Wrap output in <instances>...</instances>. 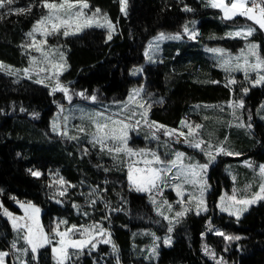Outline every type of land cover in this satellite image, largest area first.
I'll return each instance as SVG.
<instances>
[{
  "label": "trees",
  "instance_id": "trees-1",
  "mask_svg": "<svg viewBox=\"0 0 264 264\" xmlns=\"http://www.w3.org/2000/svg\"><path fill=\"white\" fill-rule=\"evenodd\" d=\"M30 2L38 4L39 0H18L12 7H27ZM88 2L115 24L117 32L112 38L109 40L102 29L90 28L76 37L53 39L62 45L67 59L68 70L61 80L85 97L95 96L106 103L121 101L132 87L144 81L149 94L147 103L151 105L149 118L174 129L196 104L229 102L244 86L239 82L235 87L229 85L231 75L205 55L199 42L240 49L247 40L227 38V34L246 25L255 26L245 18L223 20L218 9L207 7L201 0H127V14L120 11L119 0ZM185 6L193 11H184ZM4 12L1 9L0 14ZM44 12L33 7L29 14L0 19V63L17 69L27 67L28 57L21 46ZM192 19L199 20V42H170L163 47L156 64L145 66L140 78L130 75L132 69L144 64L151 38L160 32L179 33ZM252 39L259 43L264 57V34L257 30ZM249 88L245 108L254 113L264 101V85ZM60 101V94L52 95L43 85L0 76V252L9 253L10 246L17 245L16 255L6 256L5 264H57L51 250L55 243L39 249L33 259L30 247L3 215L6 209L22 217L24 212L17 201L40 209V224L50 237H55L52 230L56 224L65 229L94 224L109 228L120 255L119 264H216L221 258L225 264H264V203L252 207L238 221L218 214L216 202L223 189L232 186L225 173L219 176L218 167H213L210 177V212L189 213L178 221L173 227L172 246L162 247L156 261L147 259L139 248L149 245V238L135 234L150 231L164 236L167 222L155 213L147 195L130 190L127 166L121 161L101 152L86 137L65 140L51 133L50 121ZM253 119L250 130L245 127L237 133L220 125L219 138H237L239 157L235 160L251 159L264 164V124ZM32 171L41 175L35 177ZM61 179L65 181L63 185L58 183ZM61 190L65 192L63 196L58 193ZM216 230L241 238L225 241L214 234ZM205 246L216 254V259L205 254ZM109 248L101 244L96 251L78 253L65 264H97ZM105 264L117 261L108 257Z\"/></svg>",
  "mask_w": 264,
  "mask_h": 264
},
{
  "label": "snow or ice",
  "instance_id": "snow-or-ice-1",
  "mask_svg": "<svg viewBox=\"0 0 264 264\" xmlns=\"http://www.w3.org/2000/svg\"><path fill=\"white\" fill-rule=\"evenodd\" d=\"M18 0H0V9H6L3 14H0V19H3L6 15H22L29 14L32 12L33 7H39L46 10L40 15V18L37 19L29 32L26 33V36L29 38L30 43H26L21 47L27 48L28 50H35L37 53L43 57V60L39 63L47 64L50 68L45 67H35V68H25L23 72L27 75L29 72L35 71L37 75L40 73H46L51 71L53 77H57L56 86L52 88V92L61 91L65 94L66 97L71 99L68 96L69 90L61 85L58 80V76L62 74V70L65 68V59L64 54L59 53L60 61L55 62L50 59V55H55L59 50L58 48H49L45 50L47 45V37L56 35L68 37L70 35H77L86 28L91 27H107L109 30L108 39L112 38L111 33L114 30V25L111 20L108 19L106 15H101V10L96 8L91 11V14L86 10L90 8L88 0H39V3L30 2L27 7L13 8L12 5L16 4ZM120 11L126 14L127 0H119ZM207 6L218 9L222 13V19L226 21L235 20L236 17H243L247 21H250L252 26H244L238 30L231 31L227 35L229 38H241L247 40L248 37L252 36L257 30L264 32V0H206ZM184 11L191 12L193 9L185 6ZM184 34L188 36L189 39H195L198 35L197 32L191 31L187 25L184 27ZM37 35L43 37V39H37ZM157 41L165 39H181L180 34L168 35L161 33L157 38ZM260 46L249 42L246 44L244 49L240 50L238 56L231 57L227 55L223 49L213 48L208 49L215 54H218L222 57L221 66L224 71H242L244 73L245 80L255 87L257 85L264 84V57L260 55L259 52ZM151 52V45H150ZM150 52L145 53L151 59ZM250 58H252L250 60ZM233 59L236 61L233 66ZM243 61L240 63V61ZM32 65H37L38 61L35 57L31 59ZM0 70H6L8 74H14L16 70L9 68L8 66L0 63ZM250 72L255 73V79L250 78ZM30 78V77H29ZM50 77L45 76V79ZM43 79H37L35 83L42 84ZM213 83H218L214 81ZM235 79H230L228 81L229 85L236 84ZM47 86V85H45ZM226 87L228 85H225ZM142 89H134L132 93L128 96V103L122 108V112H128L129 115L123 119L117 118L121 113H114L111 116H105L103 113H97L93 117V123L95 125V132L91 133L92 140L90 141L94 146L99 145L100 151H107L113 158V160H119L121 154L126 157H136L137 159L132 160L128 163V172L127 179L130 184V190H135L136 192L147 193L149 199L153 204H156L153 192L160 193L162 191V185L165 184L167 180L172 181H181L180 183L175 184V190L177 196L183 197L184 195V185H193L199 187V196L191 195V199L196 202V211L197 214L200 212H207L208 208L204 199V192L206 181L201 177V173L206 171L207 164H198V163H188L185 164V154L183 152H175L174 159L165 160L162 159L161 155L157 152L150 149H140L133 150L128 146V132L129 129H133L134 125L128 123L127 121L132 120L135 116L140 115L144 122L149 125V127H155L157 130L164 129V134L170 139L174 136H183L185 137L186 143L192 148L200 149L204 151L202 145L206 142L202 139H196L199 135L198 129L202 127L200 124L192 125L187 121H181V126L188 129L187 133L178 131L177 129H168L163 125H158L155 122L149 123L147 120L148 110L151 108V105L139 99ZM242 91L247 94L249 91L248 88H243ZM79 95L83 96V93ZM90 99L95 102L96 97L92 96ZM129 105H134V108H129ZM229 108H239L243 109L244 102L240 101H231L228 104ZM136 108L142 109L143 111L137 113ZM223 111V108H221ZM232 115L239 119L236 116L235 110ZM140 120H136L135 124H139ZM238 127L244 126L243 124H238ZM250 127V126H249ZM54 130L56 125H53ZM79 131L84 132V128H80ZM64 136H67V132L61 133ZM188 137H192V140H189ZM69 139H77V137H68ZM154 139L156 137H153ZM111 142V143H109ZM180 142V141H177ZM208 151H205V155L208 156L209 162L215 160L216 155H239L238 153H232L225 149L222 145L213 146L211 143L207 144ZM214 148V152L211 150ZM143 165L140 167L139 165ZM252 167L251 164L247 165ZM175 171L173 172V170ZM31 171V170H30ZM31 174L35 177H39L41 174L38 171H32ZM258 175L260 177V183L258 185V190L251 192L248 195L240 196L238 189H234L231 195H223L220 197L219 208L222 213H227L229 216H235L238 221L241 215L248 211V208L251 205L256 204L259 201H264V165L259 166ZM61 185L65 183L63 179L58 181ZM249 188L251 186H248ZM247 191V189H245ZM61 196L65 192L59 193ZM15 199V198H13ZM20 208L23 210L24 215L22 217L14 216L11 212L4 209L3 215L6 216L11 222L14 230L19 232L21 229L26 233L23 235V239L26 244L30 247L31 253L33 254V259H36V254L39 249L44 248L48 245L55 246L52 247V253L56 258L57 264H65L67 260L71 258L69 249H75L78 253H83L85 248L91 246V249H96L97 244L94 241L97 239V234L99 236L107 235V239H103L100 243L112 244L110 239V234H107L106 231L100 225H91L89 227H80L72 225L64 231L59 230V224L52 230L55 237H58L55 242L50 237L48 233L44 231L43 226L39 221V212L40 209L35 207L33 204L20 203L17 201ZM95 203V201H93ZM163 204L167 205L168 210H172V205L168 204L167 201H163ZM183 203V201H181ZM0 208H3V205L0 204ZM189 209L184 208L181 211L175 213L176 218H181ZM158 215H161L164 220H168L169 227L168 232L172 231L173 221L169 219L168 216L164 215L159 210L157 211ZM61 223H67L62 221ZM209 231H212L211 224H209ZM215 235L223 237L225 241H236L241 237L228 235L223 231L216 230ZM74 235H78L79 238H73ZM170 239H165V244H170ZM13 248H15V243H13ZM113 253H117L118 249L114 244H112ZM155 254V248L152 250ZM205 254L209 255L212 259H216V254L212 252L207 246H205ZM9 254L7 252H0V264H5V257ZM117 264L119 260L117 257ZM216 264H222V258L216 260Z\"/></svg>",
  "mask_w": 264,
  "mask_h": 264
},
{
  "label": "rangeland",
  "instance_id": "rangeland-1",
  "mask_svg": "<svg viewBox=\"0 0 264 264\" xmlns=\"http://www.w3.org/2000/svg\"><path fill=\"white\" fill-rule=\"evenodd\" d=\"M201 1H202V3H204L207 6L206 0H201ZM207 7H209V6H207ZM4 10L6 11V9H4ZM92 10H94V9H92L90 6V8L87 9L86 11L89 12V14H91ZM0 11H1V9H0ZM127 12H128V7L126 8V14H127ZM101 15H106L108 17V15L106 13H103L102 11H101ZM221 15H222V13H221ZM236 18H239V17H236ZM108 19H109V17H108ZM198 22H199V20L192 19L191 21H188L186 24H184V26L181 29V32H179V33L160 32V33H158V35L151 38L148 41V44H147L146 49H145V53L150 52V45H151V52H150L151 59H149V56L145 54L146 58H145L144 64H142L140 66H136V68L132 69L130 72V75L134 78H140V76L143 74V70H144L145 66H147V64H156L159 61L161 55L163 54L162 53L163 47L166 44H170V42H182L183 40H187L190 42H193V41L199 42V39H197L199 35H197L195 37V39H189L188 36L184 34L185 25H187V27L191 31H195V32L199 33L198 28H196ZM113 25H114V30L112 31L111 36L117 32L114 23H113ZM253 27H255V26H253ZM91 28L102 29L105 32H107L108 36H109V30L107 27H91ZM87 29H90V28L84 29L82 32H80L77 35H82L83 32L86 31ZM161 33H164L166 36L180 34L181 39H178V40L165 39V40L157 41L156 38ZM262 33L264 34V32H262ZM254 34H255V32L253 33V35ZM54 37H56V35H52V36L47 37V45L45 46V50H49V48H58L59 51L55 55H50V59H52L55 62H61L59 53H63L62 47H61L62 45L57 44L55 41L56 39ZM60 37H62L63 39L66 38L63 36H60ZM68 37H76V35H70ZM227 38H228V36H227ZM251 38H252V36L248 37V39L244 43V45L240 49H237V50H230V49L228 50L225 47L218 45V44L217 45H211V44H205L204 45L203 43H200V42H199V44L203 45L202 49L205 52V55H207L213 62H216L217 65L221 69H223V67L221 66L222 57H220L218 54H215L211 51H208V49L220 48V49H223L227 55H229L231 57H235V56L239 55L240 50L244 49L247 43L252 42V43L259 45V43L257 41H255L253 39L251 40ZM37 39L38 40L43 39V37L37 35ZM53 39H55V40H53ZM238 39H240V38H238ZM26 43H30V40L27 36L25 38V42L23 45H25ZM259 52H260V49H259ZM24 53L28 57V65L26 68H35V67L50 68V66L47 64L39 63L40 61L43 60V57H41L40 54L37 53L35 50H28L27 48H24ZM260 55H261V53H260ZM33 57H35L36 60L38 61L37 65L31 64V59ZM64 59L66 62L65 68L62 70V74H60L58 76V80H59V83L61 85H63L64 87H66L69 90L68 96L71 98L70 100L61 91H56L54 93L52 92V88L56 86L57 77H53L51 71L46 72V73H40L39 75H37V73L35 71H32V72H29L27 75H25V73L23 72V70L25 68L24 69H17V68L8 66L6 64H4V65L8 66L11 69L16 70V72L14 74L10 75V74H8V72L6 70H0V76L2 75L5 77H8V78H11L14 82H21L24 80H29V81H32L35 83V81L37 79H43L44 82L42 84H39V83H37V84H39L40 86L47 85L45 87H47L49 93H51L52 95H55V94L61 95V101L59 103H57L58 104L57 110L55 111V114L53 115L54 117L50 121V127L49 128H50L51 133L53 135H55V136L57 135L60 138L65 139V140H68L69 139L68 137H73V136L78 137V138L86 137V138H88V142L91 143L90 142L92 140L91 133H94L96 130L92 118L95 117L97 113H103L105 116H111L114 113H121V115L119 117H117L120 119H123L124 117L128 116L129 115L128 112H122L121 110L124 107V105L128 103V96L132 93V91L134 89H142L139 99H142L146 103V105H148L147 99H148L149 94L147 93V89L145 87L144 81L143 82L141 81L135 87H132L124 100L114 101L112 103H106V102L100 101V100H98L97 97H96L95 102H93L91 99H89V97H85L84 95L83 96L79 95L80 94L79 92L74 91L70 87V85H68L67 83H65L61 80L62 76L68 70L67 69V59H66L65 55H64ZM251 59L252 58H250V60ZM242 62L243 61L241 60L240 63H242ZM232 63L234 66L236 61L233 59ZM226 73L231 75L230 79H235L237 81L236 84H233V87L238 86V82H239V86L244 84V86L242 88H239V91L237 92V94L235 96H233V98L231 99V101L243 100V102H244L243 109L229 108L228 104L231 101L226 102V103H219V104H209V103L208 104H200L199 103V104H196V106H194L191 109V113L182 120V121H187L188 123L192 124L193 126L196 124L202 125V127L197 130L199 135L196 137V139H202L206 142L204 145H202V148L204 149V151L190 147L188 145V143L184 142L185 137H183V136H174L170 139L168 136H166L164 134V129L157 130L155 127H149V125L144 122V119H142L140 115H137L132 120L127 121L128 123L134 125V128L129 129V132H128V136H129L128 146L130 148H132L133 150L150 149L152 151L157 152V154L161 155L162 159H165V160L174 159L175 158L174 153L179 151V152H183L185 154V160H184L185 164L198 163V164H207L208 165L206 171L201 173L202 179L204 181H206L204 199H205L206 206L208 208L207 212H200L199 214H197L195 200H192L191 202H189V200L191 199L190 194L195 195L197 197L199 196V187L198 186L185 184L184 188H183V191H184L183 197L177 196L174 186H175V184L180 183L181 181L167 180L165 182V184L162 185V191L160 193L153 192L152 196H154V198L156 200V204H153L151 202L147 193L138 192L140 194H144V195L148 196V202H149L150 206H152L154 208V211L156 214H157V211L159 210L160 212H162L164 215L168 216L169 219H171L173 221L172 231L168 232V230H167V232L164 236L157 235L155 232L152 233L150 231H143V232H139V233L135 234V236L139 237V238H143V236H146L149 238V241H150L149 245H145V246L139 248V250H140L139 252L144 254L145 257L147 259H149L150 261H156V259L160 255L159 251L161 250L162 247L167 248V247L172 246L173 242L175 241L173 236H172L173 232H174L173 227L177 224L178 221L187 217V215H189V213H195L196 215H201V214H207L210 212L209 196L211 194V190L213 189V185H212V182L210 180V177L212 174L213 167L220 168L221 173L219 176L221 177L222 174L225 173L229 177V179H231V182H232L231 188H229V189L224 188L221 196L226 195V194L231 195L234 189L240 190L239 191L240 196H245V195L250 194L251 192H255L258 190V185L260 183V177L258 175V170H259V166L264 165V164L255 163L251 159H245L244 161L240 162V161L235 160V158H238L239 155H223V154L216 155L215 160L209 162L208 156L205 155V151L209 150L207 148L208 143H211L214 147L222 145L228 151H230L232 153H238L237 149H236V147H237V144H236L237 138L236 137H233V139H231L228 136L225 140H222L219 138L218 130H219L220 125L228 126V128H230L231 131L234 130V132L237 133L236 131L244 130L245 127L250 130L252 128V125L250 124V122L254 121L253 118L257 119L259 122H262L264 124V101L261 102L257 106L254 113L251 110L245 108V104H246L245 99L250 92L249 87H252V88H254V87L249 83V81L245 80L244 73L242 71H232V72H226ZM45 76H48L50 78L45 79ZM250 78L255 79V73L250 72ZM263 85L264 84H261V85L255 86V87H261ZM245 87L249 89L247 94H245L242 91V89ZM134 107H135L134 105H129L130 109L134 108ZM221 108H223V111H221ZM135 110L137 111V113L143 111L142 109H139V108H136ZM234 110H235L236 116L239 117V119H236V117H234L232 115ZM136 120H140V123L138 125L135 124ZM147 120L149 123L154 122L149 118V112L147 115ZM54 124L56 125L55 130L53 128ZM156 124L161 125L160 123H156ZM238 124H243L244 126L238 127L237 126ZM163 126H165V125H163ZM165 127L168 129H173V128H170L167 126H165ZM80 128H84L85 131L84 132L79 131ZM174 129H177L178 131H181L184 133L188 132V129L185 127H182L181 124L178 128H174ZM65 131L68 134L67 136H64L61 134ZM153 137H156V138L154 139ZM188 139L192 140L193 138L188 137ZM70 140H74V139H70ZM177 141H180V142H177ZM109 143H111V142H109ZM99 148H100V146H99ZM211 150L214 152V148ZM135 159H137V158L136 157L129 158V157H126L123 154H121L119 161H121L125 166H127L128 163H130L132 160H135ZM248 164H251L252 167H248L247 166ZM139 166L143 167L142 164ZM174 171H175V169L173 170V172ZM127 172H128V166H127ZM127 182L129 183L128 179H127ZM248 186H251V187L249 188ZM245 189H247V191H245ZM60 192H62V190L59 191L58 193H60ZM91 192L93 194L95 192V189L91 190ZM221 196H219V198L216 202V209H217L218 214L224 215L227 213H222L220 211V208H219ZM163 201H167L168 204L172 205L171 211L168 210L167 205L162 203ZM181 201H183V203H181ZM261 203H264V201H259L256 204L251 205L248 208V211L252 207L259 206V204H261ZM184 208H187L189 210L185 213V215L183 217L176 218L175 213L177 211H181ZM248 211L244 212L240 218L247 215ZM158 216L162 217L161 215H158ZM232 217L235 218V216H232ZM165 221L167 222L168 227H169L168 220H165ZM57 225L58 224H56V226ZM59 230L64 231L66 229L64 227H62L61 224H59ZM104 230L106 231L107 234H110V239L112 241V244H114L116 246V244L113 242V239L111 237V231H109V228L104 229ZM17 233H19V236L21 237V239H23V235L26 234L23 230H20ZM51 238L53 240L58 239V237H51ZM73 238H79V237H78V235H74ZM107 238H108L107 235L99 236L97 234V239L94 241V243L97 244L96 249L101 244H104V243H100V241L103 239H107ZM165 239H170V241H171L170 244H165L164 243ZM23 241L25 242L24 239H23ZM112 244H104V245H109V247H110L108 254H106V255L101 254L100 260L97 264H105V260L108 257L114 258L115 261H117V257H118V260H119L120 255L118 254V252L113 253ZM116 248H117V246H116ZM153 248H155V254H153V252H152ZM96 249L93 250V249H91V246H89L88 248H85L84 251L91 252V251H96ZM16 251H17V248H16ZM16 251L11 252V253H10V251H8L9 252L8 254L14 255L16 253ZM69 253L71 254V258L69 260H67L65 263L72 262L73 259H75L78 255V252L75 249H69ZM21 255H22V253H21ZM53 257L55 258L54 254H53ZM55 260H56V258H55ZM222 264H225V263H222Z\"/></svg>",
  "mask_w": 264,
  "mask_h": 264
},
{
  "label": "built area",
  "instance_id": "built-area-1",
  "mask_svg": "<svg viewBox=\"0 0 264 264\" xmlns=\"http://www.w3.org/2000/svg\"><path fill=\"white\" fill-rule=\"evenodd\" d=\"M16 248H17V245L15 244V248H13V244L10 246V248H9V251H10V253L11 252H15L16 251Z\"/></svg>",
  "mask_w": 264,
  "mask_h": 264
}]
</instances>
